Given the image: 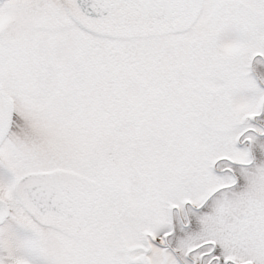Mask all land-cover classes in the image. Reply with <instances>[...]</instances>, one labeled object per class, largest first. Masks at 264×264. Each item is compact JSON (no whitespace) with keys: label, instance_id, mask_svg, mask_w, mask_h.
Returning <instances> with one entry per match:
<instances>
[{"label":"snow or ice","instance_id":"obj_1","mask_svg":"<svg viewBox=\"0 0 264 264\" xmlns=\"http://www.w3.org/2000/svg\"><path fill=\"white\" fill-rule=\"evenodd\" d=\"M0 264H264V0H0Z\"/></svg>","mask_w":264,"mask_h":264}]
</instances>
